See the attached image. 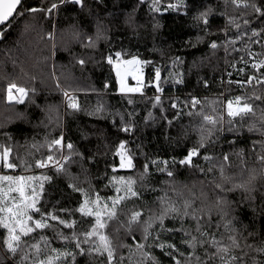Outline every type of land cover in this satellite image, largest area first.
<instances>
[{
    "label": "trees",
    "instance_id": "obj_1",
    "mask_svg": "<svg viewBox=\"0 0 264 264\" xmlns=\"http://www.w3.org/2000/svg\"><path fill=\"white\" fill-rule=\"evenodd\" d=\"M22 2L26 6L47 9L56 0ZM175 2L176 0H160V11L153 12L150 10L152 0H143V3L141 0H102L101 3L97 0H84L83 9L66 3L53 10L51 16H45L44 12L25 13L24 17L11 18V23L0 27L8 29L6 32L0 31V152L7 146L10 148L9 158L12 162L19 165L23 159L32 165L31 172L25 173L23 168L17 167L16 171L9 169L0 174L51 176L52 179L45 183V192L42 194L43 209L54 211L57 216L75 222L74 230L79 233L90 227L93 218L83 217L80 212L75 211L82 197L79 191L69 187L70 183L83 188L93 198L96 194L106 198L116 194L113 187H105L109 185L112 176L136 175L138 171H143L146 162L149 164V176L143 182L146 186H141V183L136 186L141 197L122 203L119 221H110L106 229L117 245L118 254L125 257L123 264H137L140 261L139 255H133L131 260L128 257L129 246L134 248V241L140 242L142 233L139 228H134L133 234L128 235L120 222L126 221V214H130L134 208L142 210V217L145 218L149 215L148 208L158 209L156 198L164 194L161 190L166 191L169 197L181 205L184 199H190L194 201V207L203 204L206 210L211 209V216H205L202 224L207 232L215 233L218 238L228 235L223 224L217 228L220 215L215 200L217 195L224 197L229 202V218H234L233 226L244 237H248L249 232L255 233L246 242L257 245L264 242V166L257 160L258 154L264 156V148L259 143L264 141V135L257 130L250 132L247 127L254 122L257 128H264L259 119L264 99L258 101L250 98L248 102L254 107L259 106L256 107V115L249 114L243 122L238 120V132L225 131L222 135L216 133L220 139L206 149L208 154L218 158L211 164L223 163V154H229L225 173L234 181H245L250 175H254L255 179L249 184L252 191L243 188L230 191L217 189L215 184L224 181L218 168L214 167L212 172H208L210 162L203 159L205 149L200 150L199 158L193 157L194 162L205 170L204 173L198 168L182 167L178 163L188 149L197 144L198 133L193 126L198 125L202 119L195 114H187L191 104L186 108V100L190 101L195 96L207 105L209 100L219 98L223 104L230 96L251 97L253 91L264 97V85L253 82L252 86L241 88L235 83L246 81L249 75L264 74V67L253 68V60L249 59V52L257 61L264 59V16L255 14L250 8H236L231 0H184L186 9L165 10L169 3ZM255 2L264 6V0ZM209 7L212 13L207 17L208 34H205L203 19L197 20L194 17ZM129 15L133 26L125 23ZM226 17H235L240 27L226 24ZM97 19L105 29L104 35L99 39L96 35ZM245 19L250 21L248 25L244 24ZM157 21L159 26L154 29L153 25ZM225 28L227 32L223 30ZM253 28L259 31V37L252 36ZM240 32L246 34L236 40L234 46L229 45L226 52L225 39L234 38ZM49 33L52 34L51 37ZM199 37L202 39H198ZM213 41L218 45L215 50L210 47ZM121 50L125 53L122 59H130L132 55H136L139 59L150 62L143 65L146 84L143 95L122 94L118 91L116 72L107 62V57L112 56L114 61L115 53ZM175 57H180L183 62L175 63ZM81 58L86 61L84 65L78 63ZM156 68L161 69L163 91L160 95L163 97V112L160 106L153 107L151 98L157 93L155 87L148 84L149 79H154ZM240 69L244 71L240 72ZM173 73L181 75L183 82L174 84ZM164 77L169 79L165 82ZM229 81L233 83H228ZM10 82L34 88L35 93L30 91L23 103L10 102L6 98ZM57 82L63 87L77 89L75 95L82 110L73 112L67 108L62 92L56 88ZM105 82L108 83L106 89ZM129 98L133 103L128 102ZM172 98H178V109L171 107ZM97 106H102L104 111L96 112ZM181 109L183 114L173 119ZM205 110L210 111L207 107ZM122 118L124 123L132 125L129 132L120 130L123 126ZM168 121H172L171 125ZM61 133L65 144L71 142L80 153L71 156V163L65 162L70 175H58L51 168H36L35 159L48 155L46 140L59 138ZM121 141L126 142L134 155L136 168L132 170L118 168L119 160L115 151ZM254 141L257 142L255 149ZM64 151L68 154V149ZM152 160H158L160 167H164V161L168 162V168L174 172L172 179L177 193H173L172 186L162 183L169 180V177L166 173L157 171L151 164ZM113 166L116 168L115 172ZM225 186L231 188L230 183ZM202 191L207 194L206 200L201 196ZM60 209L66 211L61 212ZM67 210L72 211L70 213ZM209 220L210 227L207 223ZM49 223L54 228L36 230L33 236L38 238L43 232L50 238L52 247L65 246V242L56 238V231L70 235L73 228H66L50 219ZM165 225L167 228H180L181 221L166 218ZM154 227H158V224ZM184 227L195 229V222L190 217H185ZM4 234L5 230L0 228V264H17L19 254L13 258L3 247ZM181 237L182 233L174 232L165 234L163 238L185 250L187 245L181 243ZM121 244L126 246L120 247ZM67 246L74 248L72 244ZM151 251L159 264H175L171 256L165 255L160 248H153ZM197 252L203 257V249L198 248ZM252 255L256 254L249 251V256ZM102 262H106V257L90 258L84 254L76 256L75 264ZM117 264H120L118 257ZM207 264H212V261H207Z\"/></svg>",
    "mask_w": 264,
    "mask_h": 264
},
{
    "label": "snow or ice",
    "instance_id": "obj_2",
    "mask_svg": "<svg viewBox=\"0 0 264 264\" xmlns=\"http://www.w3.org/2000/svg\"><path fill=\"white\" fill-rule=\"evenodd\" d=\"M101 3L102 0H97ZM71 3L79 6L81 9L84 7V0H56L47 9L30 7L23 4L22 0H0V25H4L6 22L11 23V19H18L24 17L25 13L35 14L38 12H44L45 16H51L53 10H57L60 5ZM143 3V0H141ZM231 3L236 8H250L252 12L257 15L264 16V6L258 5L255 0H231ZM160 0H152L150 10L153 12L160 11ZM184 0H176L175 3H169L165 10L180 11L182 8L186 9ZM23 9V11H21ZM212 9L209 7L203 12H200L194 19L204 21V31L208 34V19L211 15ZM244 15V13H242ZM125 23L129 26H133V21L129 15L125 19ZM250 21L244 20V24L248 25ZM102 22L97 19V39L104 35L105 29L101 27ZM226 24H230L233 27L239 28V24L236 23L235 17H226ZM159 26L158 21L153 25L154 29ZM227 32V28L223 29ZM0 31L6 32L8 29H0ZM246 32L238 33L234 38L227 37L224 41L225 51H228V46H234L236 40H239L242 35ZM260 33L257 29H252V36L259 37ZM51 37L52 34L49 33ZM91 40V37H89ZM198 39H202L199 37ZM255 42V41H253ZM194 46V45H193ZM247 46V45H246ZM210 47L215 50L218 45L215 41L210 43ZM125 53L123 50L115 53L116 62L113 61V57H107V62L113 66L116 72V83L118 85V91L122 94L126 93H140L144 94L143 90L146 87L143 65L150 63L147 60H141L136 55H132L130 59H122ZM249 59H252V67L260 69L264 67V59L255 60L253 54L249 52ZM175 63H182L180 57L174 58ZM78 63L84 65L86 61L79 59ZM233 67L235 65L233 64ZM243 72L244 69H240ZM123 73V75H122ZM131 76L135 81L134 87H129L125 83V77ZM231 75V73H229ZM56 79L55 77H53ZM173 83H182V76L176 73L172 74ZM166 82L169 77H164ZM162 76L161 69L156 68L154 79H149L148 84H152L155 87L157 93L151 98L153 107L160 106L161 112L163 108V97L160 95L163 91L162 87ZM253 82L256 85H264V74L262 75H249L246 81H235L241 88L245 86H252ZM228 83H233L229 81ZM207 86V82L205 81ZM56 88L59 89L63 97L67 102V108L75 111H80L81 105L79 104L75 92L77 89H70L69 87H63L59 82L56 84ZM104 88H108V83L105 82ZM15 90V94L13 93ZM35 93V89H29L26 86L18 85L15 82H10L7 86V100L16 103H23L25 98L29 96V92ZM223 95V93L221 94ZM250 98L255 100H262V97L258 92L253 91L251 97L245 95L230 96L227 101L223 104L220 103L219 98L209 100L207 105L204 104L200 99L195 96L191 97L190 101H185L184 106L187 108L191 104V108L187 112L188 115L195 114L200 116L201 122L198 125H194L193 129L198 133L197 144L188 149L186 155L178 160L179 165L187 166L189 168H198L201 173H204V169L197 165L193 157L199 158L200 150L205 149L203 159L210 162L208 172H212L213 168H218L220 176L224 183H216L215 187L220 191H230L232 189L243 188L246 191H252L249 184L253 179L254 175H250L248 180L236 182L232 177L226 175L225 166L229 163V154H223V163L211 164L213 160L218 159L217 157L208 154L207 147L214 145L219 139L216 133L221 135L227 132H238L239 127L237 121L243 122L249 114L256 115V107L248 102ZM207 99V98H205ZM128 102L131 104L133 100L129 98ZM199 105V110L197 106ZM171 107L174 109L179 108L178 98L171 99ZM206 107L210 111H206ZM96 112H103L102 106H97ZM71 114V113H69ZM91 114V113H89ZM183 114V110H179L176 113V119ZM131 115V113L129 114ZM226 117V118H225ZM166 118V117H165ZM262 124H264V108H261V114L259 117ZM60 121L58 120L57 123ZM171 125L172 121H168ZM121 131L129 132L132 128L130 123H124L122 118ZM227 126V127H226ZM242 126V125H241ZM248 131L257 130L264 135V128H257V125L249 123L247 125ZM48 147V155L40 159H35V167L38 169H49L50 167L59 175L61 173L68 174L65 162L71 163L72 155H80L75 149V146L68 142L66 145L63 143V134L59 138H52L46 140ZM234 143V141H229ZM261 147L264 148V141L259 142ZM257 142H253V149L256 148ZM68 149V154L63 152V148ZM243 152V150H241ZM115 155L120 159L119 168L132 170L136 168L134 163V155L126 146L125 141H121L116 147ZM10 148L5 146L3 151L0 152V163L4 169L16 170L17 167L23 168L25 173L31 172L32 165L27 161L21 159L20 164L10 160ZM257 160L264 166V156L257 155ZM173 162L176 163V159L173 158ZM167 161H164V167H160L158 160H152L151 164L156 168L157 171L166 173L169 180L163 181L169 186H172L173 193H177V189L174 184L175 181L173 170L167 166ZM116 171L113 166V172ZM149 176V164L146 162L143 165V171L137 172L136 175L127 176H112L109 181V185L105 187H113L115 190L114 196L101 197L96 194L93 198L83 188H77L73 184H69V187L73 188L74 191L81 193L82 200L79 203V207L75 209L81 213L83 217H92L93 221L90 227L81 232L74 230V223L65 220L63 217L57 216L54 211H46L43 209L41 204L42 194L45 192V183L52 179L51 176L46 174H0V228L5 230L3 237V247L7 250L13 258L19 254V260L17 264H75L77 255L87 254L90 258L95 256L106 257V262L102 264H117V257L119 258L120 264H123L125 259L124 256L119 255L117 252V245L114 243L112 236H110L106 229L109 227L110 221H119L121 214L120 205L127 200L136 198L139 199L141 194L137 191V184L141 183V186H146L143 182ZM203 184L204 181H201ZM231 184V188L226 187V184ZM186 187V186H185ZM155 190V189H153ZM157 197L159 208H148L149 215L145 218L142 217V210H131L130 214H126V221L120 222V226L124 229L128 235L133 234L134 228L141 230V240L136 243L134 241V248L129 246V260L133 255H139L141 257L137 264H159L157 258L152 254L153 248H160L164 251L165 255H170L175 264H207V261L211 260L212 264H264V258L258 259L257 257H264V242L261 244H250L246 241L248 237L255 235L254 232H249L248 237H244L233 226V219L229 218L228 204L229 202L219 195L215 200V206L219 209L220 220L217 222V228L223 224L224 230L228 235L225 237L221 235L219 238L215 233L207 232L202 224V220L205 216H211V209L205 208L202 204L200 207H194V201L190 199H184L182 205L177 200L169 197L167 192ZM15 194V195H13ZM201 196L207 199V194L203 191ZM40 205V207H38ZM61 212L66 211L60 209ZM71 213L72 210H67ZM39 216V218H35ZM190 217L195 222V229L184 227V218ZM171 218L173 220L179 219L181 221L180 228H167L165 225V219ZM49 219L52 221H58L66 228H73L70 235L60 231H56V238L60 241L65 242V246L60 248L52 247L50 244V238L41 232L38 236H33L36 230H44L48 228H54V225L49 223ZM208 226H211L209 220ZM158 227H154L157 225ZM180 232L182 233L181 243L187 245V249L181 250L176 245L167 239H164V235L168 233ZM194 233H198L194 234ZM29 238V239H25ZM225 240L227 242H225ZM72 244L74 248H70L67 245ZM207 245V247H206ZM120 247L126 245L121 244ZM203 249V257L197 252V249ZM169 249L171 251H169ZM212 249V251H209ZM239 251V255H237ZM249 251L256 255L249 256ZM182 257L183 259L179 258Z\"/></svg>",
    "mask_w": 264,
    "mask_h": 264
},
{
    "label": "rangeland",
    "instance_id": "obj_3",
    "mask_svg": "<svg viewBox=\"0 0 264 264\" xmlns=\"http://www.w3.org/2000/svg\"><path fill=\"white\" fill-rule=\"evenodd\" d=\"M116 62V61H115ZM123 75V73H122ZM131 81V82H130ZM125 83H127V85L129 87H134L136 85V81L129 75V76H126L125 77ZM127 94H130V93H127ZM118 160H119V163H120V159L118 157ZM118 168H119V165H118ZM120 169V168H119Z\"/></svg>",
    "mask_w": 264,
    "mask_h": 264
},
{
    "label": "built area",
    "instance_id": "obj_4",
    "mask_svg": "<svg viewBox=\"0 0 264 264\" xmlns=\"http://www.w3.org/2000/svg\"><path fill=\"white\" fill-rule=\"evenodd\" d=\"M116 61V58L114 59V62ZM63 143L65 144V142L63 141ZM66 145V144H65ZM67 148L65 147V148H63V152L65 153V151L64 150H66ZM51 168V167H50ZM52 169V168H51ZM9 171V169H4L3 168V166H2V163H0V173H5V172H8ZM12 171H14V170H12ZM16 171V170H15Z\"/></svg>",
    "mask_w": 264,
    "mask_h": 264
},
{
    "label": "water",
    "instance_id": "obj_5",
    "mask_svg": "<svg viewBox=\"0 0 264 264\" xmlns=\"http://www.w3.org/2000/svg\"><path fill=\"white\" fill-rule=\"evenodd\" d=\"M10 19H11V18H10ZM6 24H7V22H6L4 25H6ZM4 25H0V27H1V26H4ZM13 93L15 94V92H13Z\"/></svg>",
    "mask_w": 264,
    "mask_h": 264
}]
</instances>
